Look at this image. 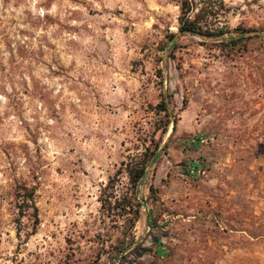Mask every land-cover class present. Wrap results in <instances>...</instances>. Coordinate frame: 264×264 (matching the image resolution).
Here are the masks:
<instances>
[{
    "label": "rangeland",
    "instance_id": "obj_1",
    "mask_svg": "<svg viewBox=\"0 0 264 264\" xmlns=\"http://www.w3.org/2000/svg\"><path fill=\"white\" fill-rule=\"evenodd\" d=\"M212 1L223 34L198 38L179 0H0V264H264V0ZM146 150L130 228L100 198Z\"/></svg>",
    "mask_w": 264,
    "mask_h": 264
},
{
    "label": "trees",
    "instance_id": "obj_2",
    "mask_svg": "<svg viewBox=\"0 0 264 264\" xmlns=\"http://www.w3.org/2000/svg\"><path fill=\"white\" fill-rule=\"evenodd\" d=\"M221 3H216L212 0H179L180 14L178 16V27L177 33L180 35H191L198 38H211L219 37L223 33L218 27H214L211 24L212 20H216L218 17L219 6ZM239 33L236 36L228 35L226 43L223 45L228 50L237 48L239 51H246L248 42L254 38V35H250L252 31L239 28ZM174 34L169 35V48L174 49L176 47ZM175 99L173 94L170 95L169 100H162L157 106L156 109L164 113L167 118V124L163 126L162 131L165 133L168 128V124L171 122L173 124L172 131L175 130V121L174 117L178 111L182 109L170 110V102ZM185 103V101L183 102ZM170 118H173L172 121ZM204 136H198L193 138L189 144L194 148L200 146L203 142ZM158 158V153L151 151L148 153V150L145 151L138 159H129V162L124 164L125 173L130 184V188H127V191L122 195L121 199H116V196L113 193H109L105 199L100 198L101 208L106 209V211H117V218H122L126 221L130 228L134 226L137 217H138V205H135L132 201L138 193L139 186L145 179L146 172L148 167ZM201 172L199 166L194 162L187 166L186 174L192 178H196L197 174ZM112 189V181L109 182L107 189ZM33 191L26 187H17L15 190V199L20 210V215H24L29 209L32 210L30 217L34 220L33 224L38 222L36 215V207L34 205ZM114 202L112 203V200ZM149 224L150 215H148ZM143 254L147 252L146 249H143ZM166 252L161 248L160 244L157 245L155 255L157 257L165 255Z\"/></svg>",
    "mask_w": 264,
    "mask_h": 264
}]
</instances>
